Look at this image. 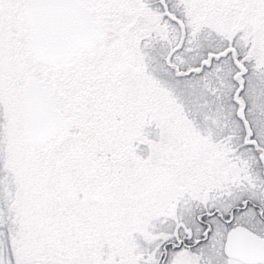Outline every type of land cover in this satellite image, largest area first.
<instances>
[{"label": "snow or ice", "instance_id": "1", "mask_svg": "<svg viewBox=\"0 0 264 264\" xmlns=\"http://www.w3.org/2000/svg\"><path fill=\"white\" fill-rule=\"evenodd\" d=\"M0 264H264V0H0Z\"/></svg>", "mask_w": 264, "mask_h": 264}]
</instances>
